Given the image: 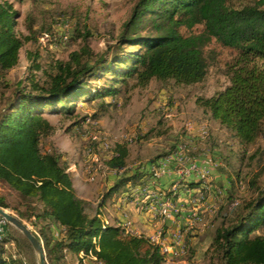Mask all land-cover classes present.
Instances as JSON below:
<instances>
[{
  "label": "trees",
  "instance_id": "1",
  "mask_svg": "<svg viewBox=\"0 0 264 264\" xmlns=\"http://www.w3.org/2000/svg\"><path fill=\"white\" fill-rule=\"evenodd\" d=\"M17 16L0 0V77L17 64L23 44L15 33ZM199 26L202 32L194 33ZM26 29L32 34L31 23ZM47 34L55 38L54 33ZM76 34L83 43L89 36L77 30ZM211 40L236 51L225 67L229 84L195 103L240 144L251 145L264 136V0L240 5L231 0H136L107 51L93 55L83 44L69 54L68 61L56 62L43 83L35 79L34 73L41 70L36 63L26 78L28 86L19 83L6 99L0 110V184L20 199L35 203L28 204L29 212H19L18 217L31 222L46 264H69L67 255L79 252L95 257L94 264H165L161 245L126 234L120 227L106 226L98 216L106 201L112 203L154 181L153 166L175 148L145 167L122 173L129 153L127 144L108 150L106 165L118 174L95 214L88 216V204L75 194L64 155L50 143L43 148L53 131L43 113L48 110L72 117L78 104L114 97L119 91L116 86L132 78L141 88L169 80L185 86L200 83L208 69L203 48ZM101 80L105 85L97 87L95 82ZM82 121L85 118L74 121L71 127H79ZM88 140L90 148L97 149L99 142ZM220 170L233 185L226 169ZM235 176L239 182L240 173ZM199 185L200 181L181 182L178 189ZM248 188L252 198L225 212L215 229L210 248L221 264H264V179L259 183L249 180ZM165 193L172 194L169 189ZM0 208H8L2 196ZM224 209L220 206V211ZM9 243L21 250L23 260L6 256ZM0 264H35L27 239L5 222L0 230Z\"/></svg>",
  "mask_w": 264,
  "mask_h": 264
},
{
  "label": "rangeland",
  "instance_id": "2",
  "mask_svg": "<svg viewBox=\"0 0 264 264\" xmlns=\"http://www.w3.org/2000/svg\"><path fill=\"white\" fill-rule=\"evenodd\" d=\"M1 1L17 12L15 33L23 44L18 52L17 64L0 77V110L19 83L21 86H28L26 78L31 75L30 68L34 64L37 63L41 67L40 71L34 73L35 79L43 83L46 74L56 62L68 61L69 54L78 51L83 44L93 55L107 51L108 47L115 43L121 26L129 17L136 0ZM255 1L258 0H231L235 5ZM29 23L32 26V34L26 29ZM76 30L79 33H88L85 43L77 37ZM193 32L200 33L202 28L195 27ZM47 33H54L55 38L49 37ZM63 33L67 34L65 43L60 40ZM27 54H30V57ZM203 55L208 69L200 83L185 86L169 80L163 83L152 82L141 88L136 86L132 78L116 86L119 91L114 97L107 96L91 103L78 104L72 117L52 114L48 110L43 113L53 126V131L43 148L48 147L50 143L57 152L64 155L75 194L88 204V216L95 214L104 192L118 174L106 165L110 155L107 151L113 150L118 144L126 143L129 151L126 167L120 173L145 167L149 165L150 160L169 152L172 147L175 149L171 154L173 158L178 157V160H170L172 164L169 168H182L192 161L199 169L205 171L214 189L206 195L201 194L200 189L195 191L192 197H187L190 206L185 205L183 208L179 205L181 213L174 218L188 220L187 212L194 208L201 215L202 221L194 225H188L186 222L179 227L184 236V243L186 242L183 252L178 253L175 259H166L165 264H221L218 255L210 248L215 229L222 222L225 212H230L237 202L252 198L248 181L256 179L259 183L264 179V136L258 137L251 145H242L195 103L197 98H209L228 86L225 67L236 56V51L211 40L203 48ZM104 83V80H101L95 82V85L103 87ZM102 103L104 106L99 109ZM82 118H85V121L79 125L80 128L71 127L74 121H80ZM88 137L91 141L99 142L97 149L90 148L92 144ZM170 155L163 158H170ZM157 164L159 161L153 166V170L157 171ZM220 169H226V173L231 175L233 185ZM211 170L214 171L213 174ZM215 173L223 174L225 181L219 182L218 185L219 180L214 178ZM236 173H240L239 182L236 181ZM154 175L156 177L155 173ZM192 179L199 181L201 178ZM178 182L179 179L175 183ZM149 183L133 189L128 196H121L119 205L124 208L118 212H114L111 201H106L98 217L108 224L106 226H111L114 224L115 214L122 213L123 219L115 227L125 230L123 224L126 219L132 230L128 231L129 235L139 238L149 240L150 236L160 233L158 229L154 233L141 230L139 221L132 218L126 208L131 206L144 212L142 206L146 205V198L152 196V188L148 192H141V189L154 186V181ZM158 183L160 184V180ZM164 191L166 192L167 188L159 189L161 194L167 196ZM175 191L177 192L178 188ZM0 196L8 205V208L1 209L17 218L19 212H29L28 204L35 205L33 201L29 203L20 199L4 184H0ZM220 206L225 209L220 211ZM147 215L151 217L150 214ZM20 220L37 236L29 220ZM2 225L3 222L0 221V230ZM57 234L55 231L54 235ZM151 242L157 244V240L151 239ZM159 245L165 252L162 244ZM5 249L7 257L23 260L21 250L14 243L7 244ZM34 260L37 264L35 253ZM67 260L69 264H90L87 259H81L79 254L71 255Z\"/></svg>",
  "mask_w": 264,
  "mask_h": 264
},
{
  "label": "built area",
  "instance_id": "3",
  "mask_svg": "<svg viewBox=\"0 0 264 264\" xmlns=\"http://www.w3.org/2000/svg\"><path fill=\"white\" fill-rule=\"evenodd\" d=\"M61 43H65L67 40V34L63 33L60 35ZM169 160H178V158H173V154L170 155V158H163L162 164H157L156 178L154 180V186L152 188L151 206H146V214H150L153 218L162 219V213H169L170 218L174 219L178 216L180 207L175 199H164V195L159 192L160 184L158 181L164 176L167 172L171 171L176 178H181L182 181L191 178H203L207 177L205 171L199 169V166L195 162H189L186 166L182 168H169ZM208 186V185H205ZM204 188V187H203ZM144 188H142L143 191ZM196 192L190 191L185 194L188 197H192ZM201 194L202 191H201ZM202 200V197H200ZM200 201L199 199H196ZM193 201V200H192ZM191 201V202H192ZM194 202V201H193ZM179 218V217H177ZM200 214L196 209L188 211V220L187 224L194 225L197 222H200ZM126 230V234H129V230L123 225ZM164 234L160 230V233L157 234V244H162L165 250V256H169L170 260L175 259L178 256V253L183 252L184 248V236L181 229L178 227L174 232H172L168 237L163 236Z\"/></svg>",
  "mask_w": 264,
  "mask_h": 264
},
{
  "label": "crops",
  "instance_id": "4",
  "mask_svg": "<svg viewBox=\"0 0 264 264\" xmlns=\"http://www.w3.org/2000/svg\"><path fill=\"white\" fill-rule=\"evenodd\" d=\"M160 163H163V159L159 161V164ZM171 164L172 163L169 160V167L171 166ZM211 172L213 174L214 171L211 170ZM215 175L217 177H215ZM215 175H214V178H216L217 181L219 180L217 182L218 185L220 184L219 182L223 183L225 181V176L223 174L215 173ZM177 180L178 179L175 177V175L171 171H169L164 176L161 177V179H160V187L159 188L160 189L161 188L162 189L167 188V189L172 191V187H173L174 184H176L175 182H177ZM189 182H194V180L191 179ZM73 187H74V185H73ZM199 189L202 191V193L204 195L209 194L212 191V189L210 191H208V190L202 188V184H201V185H199V187L193 188V189H184V188L178 189L176 194H173V193H172L173 195L171 194L172 195L171 199L174 198L173 196H177L174 199L178 203V205H180L181 207L183 206V208H184L185 205L188 207V206H190V204L188 202V198H187L188 196L185 193L186 192H190V191H197ZM204 190H206V191H204ZM123 196H126V195L123 194L122 197ZM164 197L167 198V199H170V196H164ZM119 199H120V197H118L117 199H115L112 202V207H113L114 212H116V211L118 212L119 209L124 208L123 206L119 205ZM146 199L148 200L146 205L142 206L143 210H144L143 213L139 211L140 209H137V208H134V207H131V206H127L126 207L130 211V216H132V218L133 217L136 218L139 221V227L141 228V230H143V231L147 230V232H149V233H154L158 229V230L162 231V233L164 234L163 236L168 237L178 227H181V225L186 224L187 219H182L180 217L176 218V220L168 219L165 222H162L158 218H153V217H150V216L148 217V215L145 213V211H146V206H151V198L147 197ZM209 204H210V202H209ZM142 207H141V209H142ZM100 210H102V209H100ZM187 216H188V212H187ZM122 219H123L122 213L121 214L119 213L118 215L115 214V221H114V224L111 225V226H116V225L120 224ZM201 221H202V217H201ZM103 223L108 225L105 221ZM123 225L127 228V230H129V232L132 231L131 227H130V223L128 221H126V219H125V222H124ZM125 232H126V230H125ZM151 239L156 241L157 240V234L153 235V236H150L149 240H151ZM78 254H79V257L81 259H87L88 261H90V264H94V262L96 261L95 257H93L90 254L85 255V254H81V252H79ZM69 256H71V254L67 255V257H69ZM166 259L169 261L170 260L169 256H167Z\"/></svg>",
  "mask_w": 264,
  "mask_h": 264
},
{
  "label": "water",
  "instance_id": "5",
  "mask_svg": "<svg viewBox=\"0 0 264 264\" xmlns=\"http://www.w3.org/2000/svg\"><path fill=\"white\" fill-rule=\"evenodd\" d=\"M0 219L3 222L14 227L27 239L35 253L37 264H46L43 247L40 241L38 240L37 236L19 218L0 208Z\"/></svg>",
  "mask_w": 264,
  "mask_h": 264
},
{
  "label": "bare ground",
  "instance_id": "6",
  "mask_svg": "<svg viewBox=\"0 0 264 264\" xmlns=\"http://www.w3.org/2000/svg\"><path fill=\"white\" fill-rule=\"evenodd\" d=\"M88 153V152H87ZM176 156V155H175ZM178 158V157H177ZM153 170V169H152ZM154 171V173L156 174V170H153ZM177 179H179V182L177 183V184H175L173 187H172V192L174 193L175 192V194H176V191H175V189L176 188H178V185L181 183V182H186V181H188V180H190V179H186V180H184V181H182V179L181 178H177ZM192 179V178H191ZM178 181V180H177ZM200 182H201V184H202V187H204V189H206V190H213L214 188H213V186L212 185H210V183H209V180H208V177H204V180H203V178H201L200 180H199ZM148 184H150V183H148ZM153 185H154V183H153ZM205 185H208V186H205ZM142 190V189H141ZM148 190H151V188H145L144 187V189H143V191H141V192H148ZM206 190H204V191H206ZM140 192V191H139ZM184 192V191H183ZM144 194V193H143ZM146 194V193H145ZM148 194V193H147ZM151 195V194H150ZM149 195V196H150ZM171 196L172 195H170V199H171ZM145 197V196H144ZM173 197H175V196H173ZM164 199H166L165 197H164ZM168 219H171L170 218V214L169 213H164V214H162V221L163 222H165L166 220H168ZM151 241V240H150ZM153 242V241H152Z\"/></svg>",
  "mask_w": 264,
  "mask_h": 264
}]
</instances>
